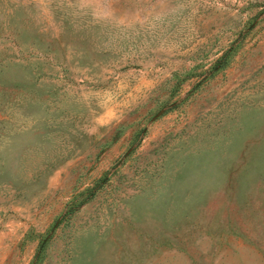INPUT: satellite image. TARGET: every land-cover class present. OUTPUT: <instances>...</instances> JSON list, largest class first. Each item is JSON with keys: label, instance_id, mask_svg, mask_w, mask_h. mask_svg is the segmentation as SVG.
<instances>
[{"label": "rangeland", "instance_id": "rangeland-1", "mask_svg": "<svg viewBox=\"0 0 264 264\" xmlns=\"http://www.w3.org/2000/svg\"><path fill=\"white\" fill-rule=\"evenodd\" d=\"M0 264H264V0H0Z\"/></svg>", "mask_w": 264, "mask_h": 264}]
</instances>
